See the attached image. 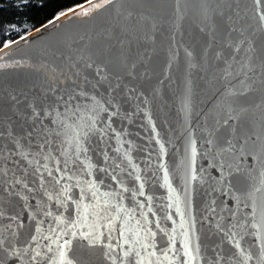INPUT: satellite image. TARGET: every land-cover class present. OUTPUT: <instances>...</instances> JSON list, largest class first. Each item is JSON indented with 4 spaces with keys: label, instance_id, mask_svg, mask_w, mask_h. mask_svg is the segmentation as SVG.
<instances>
[{
    "label": "snow or ice",
    "instance_id": "6c2138e0",
    "mask_svg": "<svg viewBox=\"0 0 264 264\" xmlns=\"http://www.w3.org/2000/svg\"><path fill=\"white\" fill-rule=\"evenodd\" d=\"M108 6L113 16L99 30L69 37L66 54L51 56L40 78L0 89V264H175L178 254L181 264H196L200 243L191 235L177 249L159 222L166 245L140 220L129 226L135 216L121 201L125 193L145 197V186H124L117 171L124 169L110 155L125 143L124 122L146 110L178 58L188 68L186 113L194 73L217 93L215 107L201 115L207 148H190L186 173L203 193L199 222L211 264H264V0L97 5ZM197 155L210 157L207 169L193 166ZM128 166L135 171L131 160ZM185 197L187 210V190ZM65 213L76 218L66 222Z\"/></svg>",
    "mask_w": 264,
    "mask_h": 264
},
{
    "label": "water",
    "instance_id": "95a60500",
    "mask_svg": "<svg viewBox=\"0 0 264 264\" xmlns=\"http://www.w3.org/2000/svg\"><path fill=\"white\" fill-rule=\"evenodd\" d=\"M151 2L163 5L169 0H151ZM101 3L103 0H89L64 12L67 15L61 14L59 20L54 18L14 40L9 43L11 45L9 48H0L3 49L0 51V89L7 91L36 81L42 75V66L51 60V56L66 54L64 44L69 37H79L93 30H99L113 16L112 6L105 9L98 8L97 5ZM168 75L170 80L166 79L163 84H155L154 98L150 99L146 110L132 116L130 121L124 122L122 127L126 132L123 136L125 143L119 154L110 151V155L114 157L115 162L121 163L124 169V171L117 170L123 179L124 186L134 188L140 182H143L145 186V197L139 195L131 197L130 193H125L121 201L124 208L135 216V220L128 218L129 226L139 227L136 220H140L141 224L156 231L158 245H166L168 237L155 227L159 222L160 227L168 233L169 237H175L177 249L191 235L194 245L200 243L201 253L200 257L196 258V264H205V262L211 264L212 253L205 240L207 229L199 222L202 214L203 193L194 183L186 182V173L189 167L190 148L195 147L197 152L207 148L203 139L206 134L200 128L201 115L215 107L218 102L217 93L215 90L207 89L200 78L202 73L200 75L194 73L189 101L191 112L186 113L183 110L182 100L186 95L184 83L189 78L187 65L179 66L178 58L177 66ZM117 128L119 130L121 125L117 124ZM157 139L164 145L163 151L160 149V144L156 143ZM190 140L194 141V144L190 145ZM111 143L114 146H120L119 140H113ZM95 159L94 157L93 162ZM128 160L136 166L135 171L128 166ZM209 162L210 157L197 155L193 166L207 169ZM241 163L247 168L251 160ZM129 172L132 173L131 176L128 175ZM213 174L216 173L213 171ZM98 175L103 176V174ZM136 175L141 176V181L135 180ZM80 179L83 180L85 177ZM87 179H94V177H87ZM104 179L105 184L111 188L118 187L110 181V178L104 177ZM185 190H187L189 201L187 210ZM105 191L106 189L101 187V193ZM73 192L78 195L79 189H74ZM146 197H151V200H147ZM137 200L145 204L143 209L136 205ZM116 202L115 199L110 201L111 204ZM149 205L152 212L148 211ZM152 213L155 215L153 216ZM64 217L66 222L76 218L75 214L69 217L68 213H65ZM50 223L51 221H46L42 229L45 235L49 234L46 229ZM174 261L175 264H181V256L178 254ZM93 264H101V262L94 261Z\"/></svg>",
    "mask_w": 264,
    "mask_h": 264
},
{
    "label": "trees",
    "instance_id": "16d2710c",
    "mask_svg": "<svg viewBox=\"0 0 264 264\" xmlns=\"http://www.w3.org/2000/svg\"><path fill=\"white\" fill-rule=\"evenodd\" d=\"M89 0H0V48Z\"/></svg>",
    "mask_w": 264,
    "mask_h": 264
}]
</instances>
